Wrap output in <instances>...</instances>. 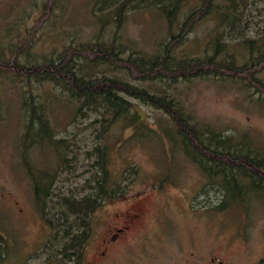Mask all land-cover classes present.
<instances>
[{"label": "trees", "instance_id": "16d2710c", "mask_svg": "<svg viewBox=\"0 0 264 264\" xmlns=\"http://www.w3.org/2000/svg\"><path fill=\"white\" fill-rule=\"evenodd\" d=\"M258 1L194 0L185 11L191 0H94L98 26L92 37L72 35L59 49L37 52L38 33L61 11L63 0H35L30 25L11 37L8 33L0 37V76L19 82L23 129L17 151L28 167L39 214L52 229L55 256L81 264L83 247L91 235L92 213L101 204L126 194L138 174L134 165L117 172L108 165V135L113 126H129L131 137L155 133L132 98L169 115L172 124L161 128L172 151L181 152L205 174L202 191L214 185L222 191L216 210L233 205L246 209L250 204L244 202L247 192L252 198H264V146L247 132L226 133L216 124L201 120L176 94L150 85L214 78L252 87L264 101V78L260 75L264 69V29L253 34L248 30ZM143 8L156 10L166 27L151 53L137 49L122 34L128 13ZM205 20H212L213 25L201 51H179L195 25ZM109 27L111 31L105 36ZM117 69L126 76L116 73ZM46 83L51 91L39 90ZM51 96L65 97L74 115L88 110L99 113L94 119L95 143L91 151L87 150L90 173L81 185L66 190L58 182L64 166L71 164L72 157L67 154L71 142L56 129ZM1 104L0 100V119ZM35 151H51L55 166H34ZM7 253L8 241L0 230V264Z\"/></svg>", "mask_w": 264, "mask_h": 264}, {"label": "rangeland", "instance_id": "374dc122", "mask_svg": "<svg viewBox=\"0 0 264 264\" xmlns=\"http://www.w3.org/2000/svg\"><path fill=\"white\" fill-rule=\"evenodd\" d=\"M34 1L0 0V37L4 33L11 37L30 25L36 12ZM93 11L94 0H63L61 11L40 29L34 50L59 49L72 35L92 37L98 26ZM252 13L249 34L264 29V0L256 3ZM212 25V20L198 22L179 51L200 52ZM110 31L111 27L104 35ZM165 32V22L153 8L128 13L122 26L123 37L146 53L154 51ZM260 75L264 78V69ZM159 84L163 83L150 85L176 94L201 120L226 133L247 132L264 146V101L252 87L205 77ZM51 89L49 83L39 88ZM19 93V82L0 76V230L8 241L2 264H74L54 255L57 244L51 242L52 229L39 214L28 167L17 151L23 129ZM132 100L155 133L131 137L132 129L122 123L110 130L109 167L117 172L134 165L138 174L126 194L92 213L91 235L83 247L81 264H264V198H252L247 192L244 202L250 204L246 209L233 205L216 210L222 191L217 185L202 191L205 174L181 152L172 151L161 128L172 124L169 115ZM50 103L56 129L71 142L67 152L71 164L64 166L58 182L66 190L81 185L90 173L87 150L95 143L94 119L99 113L88 110L74 115L73 106L61 96H51ZM51 153L35 151L33 165L55 166Z\"/></svg>", "mask_w": 264, "mask_h": 264}, {"label": "flooded vegetation", "instance_id": "af4514ba", "mask_svg": "<svg viewBox=\"0 0 264 264\" xmlns=\"http://www.w3.org/2000/svg\"><path fill=\"white\" fill-rule=\"evenodd\" d=\"M198 264H202V263H198Z\"/></svg>", "mask_w": 264, "mask_h": 264}]
</instances>
